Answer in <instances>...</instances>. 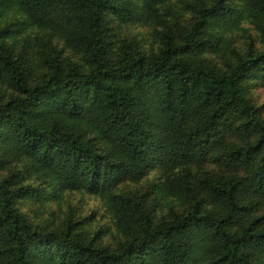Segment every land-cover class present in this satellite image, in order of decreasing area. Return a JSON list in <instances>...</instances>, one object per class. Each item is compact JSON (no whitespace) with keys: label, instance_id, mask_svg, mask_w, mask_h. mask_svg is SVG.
<instances>
[{"label":"trees","instance_id":"obj_1","mask_svg":"<svg viewBox=\"0 0 264 264\" xmlns=\"http://www.w3.org/2000/svg\"><path fill=\"white\" fill-rule=\"evenodd\" d=\"M258 83L264 0H0V264H264Z\"/></svg>","mask_w":264,"mask_h":264},{"label":"rangeland","instance_id":"obj_2","mask_svg":"<svg viewBox=\"0 0 264 264\" xmlns=\"http://www.w3.org/2000/svg\"><path fill=\"white\" fill-rule=\"evenodd\" d=\"M117 33L121 36H133V35H139L140 38H142L143 34H146L147 28L144 27H134V26H126V25H117ZM237 37V36H235ZM244 38L237 37L235 39V44L238 47L245 46ZM55 42L62 46V43L58 41V39H55ZM150 40L147 45L150 44ZM258 44V43H257ZM220 60V58H219ZM251 95L256 102L258 106L261 107V111L264 115V86L258 83L251 89ZM56 201H53L50 203L48 208L53 207V205H56ZM69 204H73L75 206L74 210V219L79 221H85L86 223H89L91 227H101L102 225L106 224L108 222L107 218L105 217V212L103 208V203L99 199L94 198L93 196H82L81 194H71L69 197V200L67 203L63 204V207L66 209L68 208ZM24 209L31 211V213L42 219V222L49 221L51 222L54 219L55 214L47 213L46 211H42L41 207H37L34 203H31L29 201H26L24 203ZM38 209V211H37Z\"/></svg>","mask_w":264,"mask_h":264}]
</instances>
